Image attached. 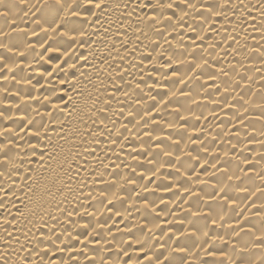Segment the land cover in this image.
<instances>
[{
	"label": "bare ground",
	"instance_id": "6f19581e",
	"mask_svg": "<svg viewBox=\"0 0 264 264\" xmlns=\"http://www.w3.org/2000/svg\"><path fill=\"white\" fill-rule=\"evenodd\" d=\"M0 264H264V0H0Z\"/></svg>",
	"mask_w": 264,
	"mask_h": 264
},
{
	"label": "snow or ice",
	"instance_id": "6c2138e0",
	"mask_svg": "<svg viewBox=\"0 0 264 264\" xmlns=\"http://www.w3.org/2000/svg\"><path fill=\"white\" fill-rule=\"evenodd\" d=\"M61 2H62V0H54V3H55L56 5H60ZM89 2H91V0H89ZM57 11H58V9H57ZM73 15H76V13H73Z\"/></svg>",
	"mask_w": 264,
	"mask_h": 264
}]
</instances>
